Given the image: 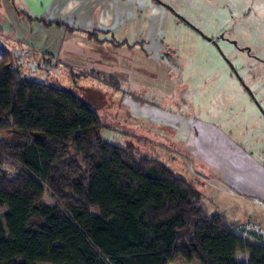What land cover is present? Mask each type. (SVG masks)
<instances>
[{
    "label": "trees",
    "instance_id": "1",
    "mask_svg": "<svg viewBox=\"0 0 264 264\" xmlns=\"http://www.w3.org/2000/svg\"><path fill=\"white\" fill-rule=\"evenodd\" d=\"M101 128L72 90L0 61V264H264V242L205 211L182 176Z\"/></svg>",
    "mask_w": 264,
    "mask_h": 264
},
{
    "label": "rangeland",
    "instance_id": "2",
    "mask_svg": "<svg viewBox=\"0 0 264 264\" xmlns=\"http://www.w3.org/2000/svg\"><path fill=\"white\" fill-rule=\"evenodd\" d=\"M157 1L181 18L166 22L165 36L158 27L150 43L161 61L156 68L171 71L172 80L153 70L151 87L135 89V99L101 74H69L36 53L19 56L2 46L0 61L72 90L97 111L104 137L165 164L199 192L196 201L205 211L264 242V197L258 193L264 186V0ZM1 166L16 168L8 160ZM43 200L55 203L48 190ZM236 258L247 254L239 251Z\"/></svg>",
    "mask_w": 264,
    "mask_h": 264
},
{
    "label": "crops",
    "instance_id": "3",
    "mask_svg": "<svg viewBox=\"0 0 264 264\" xmlns=\"http://www.w3.org/2000/svg\"><path fill=\"white\" fill-rule=\"evenodd\" d=\"M168 20L178 24L181 18L157 0H0V46L19 56L50 58L69 74L111 76L121 91H128L125 96L135 99V89L151 87L153 70H159L163 81L172 80L167 77L171 71L156 68L161 61L150 52L156 33L161 30L165 36ZM258 193L264 197L263 183Z\"/></svg>",
    "mask_w": 264,
    "mask_h": 264
},
{
    "label": "flooded vegetation",
    "instance_id": "4",
    "mask_svg": "<svg viewBox=\"0 0 264 264\" xmlns=\"http://www.w3.org/2000/svg\"><path fill=\"white\" fill-rule=\"evenodd\" d=\"M167 8H170L168 5H166L165 3H163ZM184 21V20H183ZM185 22V21H184Z\"/></svg>",
    "mask_w": 264,
    "mask_h": 264
},
{
    "label": "water",
    "instance_id": "5",
    "mask_svg": "<svg viewBox=\"0 0 264 264\" xmlns=\"http://www.w3.org/2000/svg\"><path fill=\"white\" fill-rule=\"evenodd\" d=\"M161 3V2H160ZM208 40H210V38L209 37H206Z\"/></svg>",
    "mask_w": 264,
    "mask_h": 264
},
{
    "label": "built area",
    "instance_id": "6",
    "mask_svg": "<svg viewBox=\"0 0 264 264\" xmlns=\"http://www.w3.org/2000/svg\"><path fill=\"white\" fill-rule=\"evenodd\" d=\"M1 54V53H0Z\"/></svg>",
    "mask_w": 264,
    "mask_h": 264
}]
</instances>
